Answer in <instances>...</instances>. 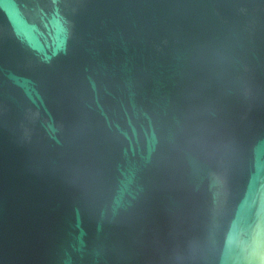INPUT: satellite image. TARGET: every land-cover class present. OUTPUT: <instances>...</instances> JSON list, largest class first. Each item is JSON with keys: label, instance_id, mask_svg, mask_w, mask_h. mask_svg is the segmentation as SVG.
Returning a JSON list of instances; mask_svg holds the SVG:
<instances>
[{"label": "water", "instance_id": "1", "mask_svg": "<svg viewBox=\"0 0 264 264\" xmlns=\"http://www.w3.org/2000/svg\"><path fill=\"white\" fill-rule=\"evenodd\" d=\"M0 264H264V0H0Z\"/></svg>", "mask_w": 264, "mask_h": 264}]
</instances>
